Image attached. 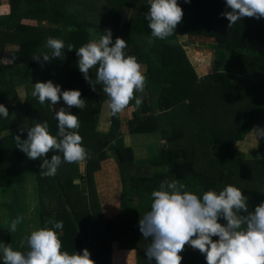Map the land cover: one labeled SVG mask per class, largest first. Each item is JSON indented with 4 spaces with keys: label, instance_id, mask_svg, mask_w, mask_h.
<instances>
[{
    "label": "trees",
    "instance_id": "1",
    "mask_svg": "<svg viewBox=\"0 0 264 264\" xmlns=\"http://www.w3.org/2000/svg\"><path fill=\"white\" fill-rule=\"evenodd\" d=\"M10 2V9L0 6V104L9 112L7 119L0 116V243L26 252L21 247L25 236L51 227L49 220L62 221V231L56 230L62 251L82 253L86 248L95 264H121L120 257L114 262L120 254L115 246L128 241L134 243L137 264H149L145 255L149 242L139 230V220L149 211L151 192L162 181L178 180L201 197L205 191L233 185L248 198L250 211L264 201V136L260 155L248 156L237 147L254 129H264V17H245L229 27L221 15L231 11L226 0H177L182 21L161 40L151 37L145 19L149 0ZM106 29L111 30L113 43L116 37L127 42L126 55L146 65L145 88L150 93V100L140 106L130 102L128 107L134 110L129 118L111 115L109 132L97 128L107 100L102 85L92 90L77 67L75 51ZM182 35L210 38L213 72L197 73L188 48L179 40ZM49 36L64 41L63 57L33 60L50 54ZM7 58L12 61L7 63ZM96 70L90 69L93 80ZM49 80L62 91L79 90L86 100L83 109L73 107L70 112L78 116L77 131L89 158L84 165L62 163L55 176L44 177L42 161L29 159L14 139L1 134L45 121L50 134H57L58 110L32 96L36 81ZM22 87L27 89L23 101L18 94ZM125 132L160 134L159 154L148 158L156 177L134 175L142 161L122 140ZM26 138L25 130L21 139ZM54 154L61 155L50 151L47 158ZM108 159L118 165L122 185L120 207L111 217L103 209L95 181V172ZM161 175L165 177L160 179ZM17 216L22 221L13 233L9 224ZM180 255L181 264H206L204 255L188 245Z\"/></svg>",
    "mask_w": 264,
    "mask_h": 264
},
{
    "label": "clouds",
    "instance_id": "2",
    "mask_svg": "<svg viewBox=\"0 0 264 264\" xmlns=\"http://www.w3.org/2000/svg\"><path fill=\"white\" fill-rule=\"evenodd\" d=\"M189 2V0H185ZM150 7L145 15L151 37L166 39L181 23L183 10L177 0H149ZM231 11L221 15L229 21V27L245 17H264V0H226ZM151 42V41H149ZM49 53L33 57L37 62H51L64 55V41L46 38ZM127 42L106 29L98 39H90L76 49L77 67L93 91L95 85H102L107 97L106 103L111 115L121 113L130 102L136 106L142 103L146 76L135 56L126 55ZM73 46L69 45L71 51ZM42 58V61H41ZM95 67V79L90 69ZM79 90H61V86L51 80L33 84L32 96L39 103L56 105L62 99L67 107L55 111L58 132L50 134L47 121L32 127H22L13 137L15 146L31 160H41L40 171L44 177H53L62 163H79L89 158L82 146V136L78 133L80 123L77 115L70 112L72 107L83 109L86 100ZM0 116L7 119L8 109L0 104ZM27 138L21 139L24 131ZM258 137L264 136V129L257 127ZM55 151L61 155L47 154ZM178 180L162 181L157 190L151 192L150 210L139 220V230L150 241L145 249L149 264H181L180 255L188 245L204 255L206 264H264V201L254 210H249L248 198L243 192L227 185L219 192L208 190L202 197L185 190ZM223 220L224 223L220 221ZM22 217L17 216L9 224V231L16 232ZM51 227L31 231L21 241L27 251L14 250L10 244L0 243V259L3 264H95L88 249L82 253L69 254L62 251V242L57 229H63L62 221H47ZM216 239H213V238Z\"/></svg>",
    "mask_w": 264,
    "mask_h": 264
},
{
    "label": "rangeland",
    "instance_id": "3",
    "mask_svg": "<svg viewBox=\"0 0 264 264\" xmlns=\"http://www.w3.org/2000/svg\"><path fill=\"white\" fill-rule=\"evenodd\" d=\"M181 43L184 44L185 48L187 47V53L189 54L195 70L199 75H205L213 72L212 58H213V49L209 46L208 42L210 38L205 36H193V35H182L179 37ZM7 63L12 60L7 58L5 60ZM142 66V65H141ZM146 65L143 64L142 71L145 73ZM37 82V81H36ZM18 94L23 101L27 94V89L22 87L18 90ZM138 96L142 97V102L150 100L149 91L145 88L144 93H137ZM67 107L63 100L54 105L55 109L59 110L60 107ZM73 108V107H72ZM71 108V109H72ZM70 109V110H71ZM133 107H126L121 113V116L129 118ZM101 131H108L111 128V112L106 103L104 108L101 110L100 121L97 126ZM126 129V126L124 127ZM261 129V127H260ZM17 129L6 130L1 134V138L13 140V136L18 134ZM131 138V139H130ZM261 137H258L257 131L254 129L247 134L245 139L237 144L242 151H244L248 156H257L260 152V142ZM122 140L125 144H131L136 149V157L149 158L159 154L160 146L162 145L160 140V134L158 132L153 133H143V134H134L125 132L122 136ZM151 150H154L153 153ZM157 152V153H156ZM156 153V154H155ZM260 155V154H259ZM82 165L83 162H80ZM150 164V162H147ZM85 167L80 166V171H84ZM165 176L161 175L159 178L163 179ZM79 179H77V182ZM95 181L96 189L98 196L100 198L101 204L105 213L110 217L115 214L120 207V191L122 189L121 178L119 175L118 165L115 163L114 159H108L102 166L101 170L95 172ZM148 204H151V201H148ZM150 210V208H149ZM213 239H216L215 237ZM150 243V241L147 239ZM134 243L124 241L120 244H116V248L120 249V254L115 255L114 262H117V258L120 257L121 264H137L136 250L132 248ZM123 251V254L121 255ZM121 255V256H120Z\"/></svg>",
    "mask_w": 264,
    "mask_h": 264
},
{
    "label": "crops",
    "instance_id": "4",
    "mask_svg": "<svg viewBox=\"0 0 264 264\" xmlns=\"http://www.w3.org/2000/svg\"><path fill=\"white\" fill-rule=\"evenodd\" d=\"M16 1H18V0H15V2ZM0 2H1V5L0 6H2L4 9H6V8H9L10 9V4H11V2H10V0H0ZM106 105V102L104 103V105H103V108H104V106ZM131 139V138H130ZM133 148H134V146H132ZM134 150L136 151V149L134 148ZM138 158V157H137ZM139 160H141L142 162H141V168H139L137 171H135V173H134V175H136V177L137 178H139V177H141V176H145V175H149L150 177L152 176V175H154L155 176V173H154V171L152 170V165L151 164H147V162H149V159L148 158H144V157H140V158H138ZM137 159V160H138ZM107 160H105L103 163H102V166H103V164L106 162ZM83 164H84V162H83ZM101 170V169H100ZM120 175V174H119ZM156 177V176H155ZM119 253H120V249H119ZM123 254V251H122V253H121V255ZM120 255V256H121Z\"/></svg>",
    "mask_w": 264,
    "mask_h": 264
}]
</instances>
